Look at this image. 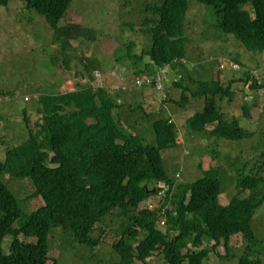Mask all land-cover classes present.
Here are the masks:
<instances>
[{"label":"trees","instance_id":"16d2710c","mask_svg":"<svg viewBox=\"0 0 264 264\" xmlns=\"http://www.w3.org/2000/svg\"><path fill=\"white\" fill-rule=\"evenodd\" d=\"M19 1L45 18L53 29V40L59 41L62 48H66L68 36L74 33L83 35L89 42L96 37L91 28L77 24L58 26L71 0ZM195 1L212 8L215 28L232 36L246 51L263 53L264 0ZM8 2L0 0V5ZM187 2L159 0L146 5L144 9L150 15L143 18V27H140L146 43L138 48V53H131L132 42L112 51V63L122 64L123 60H128L132 65L133 74L124 87L130 86L142 93L152 89L155 96L151 99H158V107L153 110L144 108L149 102L129 104L130 111L140 110L148 119L154 144L144 142L137 133L120 124L117 119L120 102H116L120 95L117 89H109L102 77L103 68L107 69L104 60L94 66L95 54L87 58L85 65L97 71L102 85L91 87L83 82L73 91L37 95L38 116L26 126V137L7 147L0 161V264H46L48 260L56 264L47 255V235L52 227L70 231L77 242L94 246L106 227L104 218L113 209H118L117 215L124 218L115 230L117 239L111 243L117 255L113 264H132L133 260L145 264L153 254L162 264H203L209 252L221 259L235 257L231 264H264V252L257 256L251 229L253 216L264 200V176L260 171L264 150L258 156L257 165L250 169L255 173H245L246 161L241 168L234 167L235 188L227 203L220 199V181L213 176V167L207 166L204 176L183 182L168 175L163 165L161 150L176 145L178 137L176 124L164 116L163 106L166 103L184 105L185 91L189 88L186 81L196 84L192 96L203 101L200 108L185 113V128L202 139L205 145L202 150L213 154L223 142L252 135L239 125L236 116L227 119L228 112L222 111L218 101L237 97L235 90L240 83L248 85L249 92L254 94L264 90V76L257 80L251 73L253 69L241 68L236 58L231 59L235 62L232 66L226 65L223 69L231 72L243 69L237 78L229 76L222 81L219 75L214 78L211 73L208 79L191 77L185 62L191 61L193 71L199 69V63L195 64L186 56ZM65 54H60L61 64L71 70L74 59H70L71 53ZM102 64L106 65L102 67ZM161 70L166 77L161 79L160 90L154 88L152 81L135 86L136 78L152 77ZM173 89L180 90L182 100L168 97ZM254 100L251 95L248 103L240 101L241 115L248 114L249 104H254ZM23 121L28 122L26 115ZM208 124L210 128L206 127ZM3 173L28 178L31 196H40L42 203L23 216L17 199L2 182ZM159 191L162 193L160 205L139 206L145 198ZM160 221L164 225L159 224ZM95 231L97 235L93 234ZM237 233L245 240V246L235 255L230 253L228 240ZM6 236L11 239L4 251L2 241ZM21 236L35 240L24 241ZM208 241H212L210 247L206 246ZM219 245L223 253L216 251Z\"/></svg>","mask_w":264,"mask_h":264},{"label":"rangeland","instance_id":"374dc122","mask_svg":"<svg viewBox=\"0 0 264 264\" xmlns=\"http://www.w3.org/2000/svg\"><path fill=\"white\" fill-rule=\"evenodd\" d=\"M158 1L71 0L59 18L58 26L77 24L91 28L94 29L96 37L89 42L87 38L82 37L83 35L78 36L74 33L68 36L66 48L60 47V42L53 40V29L45 18L34 10L25 8L21 1L9 0L7 5H0V161L4 159L7 147L19 143L26 137V126H29L38 116L39 111L36 110L38 94L73 91L76 83L78 85L83 82L84 84L88 82L91 87L102 85L103 81L99 80L97 71L91 70L88 65H83L84 62L81 64L82 60L91 59L90 57L94 54L92 58L96 61L94 66L100 65V60H104L107 64V69L103 68L105 83H108L109 89L113 91L117 89L120 95L116 100L118 103L121 101L120 107H117V119L120 124L130 132L137 133L144 142L155 143L151 126L143 112L129 110V106L140 103L141 101H138L140 99L121 104L123 101L139 98L140 90L137 91L130 86L124 87L125 82H129L133 74V68L128 60H123L122 64L112 63L114 57L112 51H115L116 47H125L132 42L131 53L139 52L138 48L142 47L147 40L140 31V27H143L141 22L146 15H150L144 8ZM214 18L210 6L188 0L184 24V36L188 40L185 50L190 60H193L195 64L199 63V74H195L194 77L208 79L211 73L214 78L219 75L222 81H226V77L237 78L241 75V70L245 69L244 67H249L253 69L251 73L254 74V78L260 81L264 76V51L261 54L246 51L232 36H226L214 27ZM61 52L66 53L65 55L72 54L70 59L74 61L71 62V70L62 66ZM233 58L238 59L239 62H236L243 68L238 69L240 73L223 69L226 65L232 66L235 63L231 60ZM73 64L77 66L78 71H84L82 79L79 75L73 77ZM106 64H102V67ZM110 64H112L111 67H109ZM185 64H188L185 66L186 69L192 70L191 61ZM87 73L89 78H86ZM71 75L75 78V84L69 82ZM188 87L185 91L187 108L192 110L200 108L203 99L192 96L196 90V84L189 83ZM233 87L235 88V84ZM236 87L237 97H233L232 100L224 97L218 101V104L222 111L228 112L227 119L236 116L239 119V125L249 130L252 135L237 141L223 140L227 142L216 147L218 152L214 154L202 150L205 146L202 144V139L186 130L184 122L186 114L181 106L175 103H166L163 106L164 116L170 118L178 129L177 144L161 150L166 173L176 177L177 180L189 182L204 176L203 171L207 166L213 167L212 174L220 181L222 191L220 199L224 203H227L235 188L234 180L237 173L234 167L238 165L241 168L243 161H246L245 173H255V170L250 172V169L255 166L260 159L258 157L260 152L264 150V90L260 89V92L254 94L249 92L248 85L244 86L240 83ZM152 91V89L147 90L148 98L153 96ZM179 91V89L169 91L168 97L176 101L182 100ZM251 95L255 97V103L249 104L248 114L241 115L240 101L248 103ZM157 105V101L152 98L144 108L153 110L157 109ZM25 115L28 118L27 123L23 121ZM206 127L211 126L208 124ZM260 171L264 176V162L260 166ZM1 179L17 199L23 216L42 203L40 196H31L32 187L28 178H16L3 173ZM161 201L162 193L157 192L145 198L139 206L153 208L154 204L160 205ZM117 214L118 209H113L110 215H106L104 218L106 227L100 232L99 242L94 246L77 242L70 231L52 227L47 235V255L56 264H113L117 260V255L111 243L117 239L115 230H118L120 222L124 221V218ZM251 229L256 239L255 248L258 256L260 252H264V200L253 216ZM93 234L97 235L98 231ZM10 239V236L3 239L4 251L7 250ZM22 239L35 240L34 237ZM211 245L212 241L206 242L207 247ZM228 246L231 254L238 255L245 246V240L240 234H234L229 238ZM216 251L223 253L222 246L219 245ZM148 258L145 264H162L155 254ZM234 259L235 257L221 259L213 252H209L203 264H231ZM46 264H52V261L48 260ZM132 264L144 263L133 260Z\"/></svg>","mask_w":264,"mask_h":264},{"label":"crops","instance_id":"0c3cea01","mask_svg":"<svg viewBox=\"0 0 264 264\" xmlns=\"http://www.w3.org/2000/svg\"><path fill=\"white\" fill-rule=\"evenodd\" d=\"M83 62H84V64H83ZM85 60H82V62H81V64H83V65H85ZM199 70V69H198ZM197 69L196 70H194L193 71V69L192 70H189L190 71V74H191V77H193V78H195L194 77V75L195 74H198L199 73V71H198ZM95 71V70H94ZM84 72V71H83ZM83 72H81L82 73V75H83ZM112 72H114V70H112ZM84 76V75H83ZM104 76V75H103ZM102 76V77H103ZM80 79H82L83 77H79ZM86 78H89V75H88V73H87V75H86ZM196 79H198V78H196ZM99 80H101L100 78H99ZM104 80H105V78H104ZM67 82V81H66ZM70 83H73V84H75V78H73L72 77V75H71V77H70V81H69ZM79 83V82H78ZM186 84L188 85V83H187V81H186ZM76 85H77V83H76ZM137 90V89H136ZM137 91H139V89L137 90ZM141 91V90H140ZM146 92H147V90L144 92V93H142V91L140 92V96H139V98H133V99H129V100H127V101H125V102H127V103H129L130 101H134V100H137V99H140V100H138V101H141V102H145V103H148L149 101H151L152 99H151V97H150V99L148 98V96L146 95ZM152 95H154L155 96V93H154V91H152ZM125 98H128L127 96H125ZM156 101H158V99H156ZM119 102H121V101H119ZM124 101L122 102V103H125ZM187 102V101H186ZM185 102V103H186ZM184 103V104H185ZM123 105V104H122ZM182 110H183V112H184V114L187 112V111H189V112H191L192 111V109H188L187 108V103H186V105H183L182 107ZM197 108V107H196Z\"/></svg>","mask_w":264,"mask_h":264},{"label":"built area","instance_id":"2783aa9c","mask_svg":"<svg viewBox=\"0 0 264 264\" xmlns=\"http://www.w3.org/2000/svg\"><path fill=\"white\" fill-rule=\"evenodd\" d=\"M166 77L165 76V72H163V70H161L160 72H156L154 74V76L149 77V76H141L135 79L134 84L135 86H140L142 84H148L151 81L153 82V86L155 89L160 90L162 87V83H161V79L163 80V78ZM161 191L158 192V194H160ZM159 224H163V221H160Z\"/></svg>","mask_w":264,"mask_h":264},{"label":"water","instance_id":"95a60500","mask_svg":"<svg viewBox=\"0 0 264 264\" xmlns=\"http://www.w3.org/2000/svg\"><path fill=\"white\" fill-rule=\"evenodd\" d=\"M77 75H79L80 77L83 76L82 73L77 70V66L73 64V77H77Z\"/></svg>","mask_w":264,"mask_h":264}]
</instances>
